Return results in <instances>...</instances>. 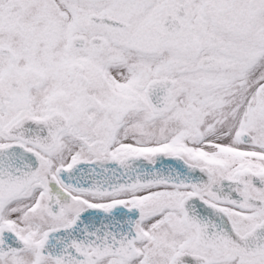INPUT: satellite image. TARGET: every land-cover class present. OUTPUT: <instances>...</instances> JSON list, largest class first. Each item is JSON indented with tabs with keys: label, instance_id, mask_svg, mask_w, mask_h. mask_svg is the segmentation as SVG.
Returning <instances> with one entry per match:
<instances>
[{
	"label": "snow or ice",
	"instance_id": "6c2138e0",
	"mask_svg": "<svg viewBox=\"0 0 264 264\" xmlns=\"http://www.w3.org/2000/svg\"><path fill=\"white\" fill-rule=\"evenodd\" d=\"M0 264H264V0H0Z\"/></svg>",
	"mask_w": 264,
	"mask_h": 264
}]
</instances>
